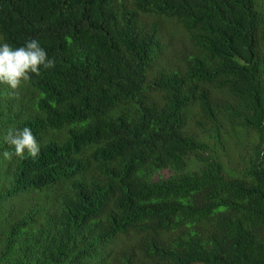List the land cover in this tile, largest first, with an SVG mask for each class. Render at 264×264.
<instances>
[{"label": "trees", "instance_id": "trees-1", "mask_svg": "<svg viewBox=\"0 0 264 264\" xmlns=\"http://www.w3.org/2000/svg\"><path fill=\"white\" fill-rule=\"evenodd\" d=\"M63 1L107 78L77 99L86 61L58 55L55 88L1 94L0 153L25 126L41 152L0 154V264H264V0ZM168 15L187 33L177 64L154 39ZM47 157L50 174L33 168Z\"/></svg>", "mask_w": 264, "mask_h": 264}, {"label": "clouds", "instance_id": "clouds-1", "mask_svg": "<svg viewBox=\"0 0 264 264\" xmlns=\"http://www.w3.org/2000/svg\"><path fill=\"white\" fill-rule=\"evenodd\" d=\"M6 4L5 17L21 18L22 34L17 40L7 37L4 29L0 26V96L9 91L19 94L20 91H34L35 89H53L52 84H56L59 73L55 69V60L59 55H71L75 60L83 57L86 63L82 67L81 75L75 80L76 93L74 97H87L94 93L97 88L105 82L107 78V67L103 57L98 60V55L102 49L99 41L88 40L96 38H85L81 35L89 27L82 19L81 12L78 9L63 0H3ZM121 1V0H120ZM129 6L134 7V0H123ZM27 7H33L30 11ZM172 11L177 12L171 8ZM177 17L168 15L165 22H160L163 31L156 30L154 39H157L165 46L162 52L158 53L160 59L167 58L172 64H177L178 57L170 58L172 51L178 49L180 42L187 37L181 25L177 22ZM147 23L160 21V17L146 19ZM2 25V24H0ZM148 28H144L146 33L143 39L146 44V51L150 50L148 46ZM154 45H151V49ZM10 112H14L13 106L6 103ZM3 128H0L2 130ZM4 142L14 151L5 149L2 156L5 160L12 161L13 157L20 159L31 158L36 160L40 155L41 145L34 135L32 129L28 126L23 128H9L4 136ZM49 157V156H48ZM45 158L39 164L34 163L33 168L38 166L50 174L49 165L45 163ZM169 168H162L156 173V178L165 177L170 174ZM66 173H64L65 175ZM17 209L23 206L39 209L32 198H27L25 205L13 202ZM42 214H48L46 209H39ZM48 230L54 232L47 225L41 222ZM42 232L37 234L40 235ZM84 241V240H82ZM111 245L115 251L122 248L116 244L113 239ZM74 253V252H73ZM71 256L67 258L72 257Z\"/></svg>", "mask_w": 264, "mask_h": 264}]
</instances>
